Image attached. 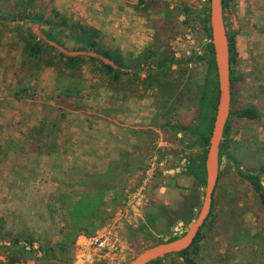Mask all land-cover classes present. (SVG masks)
I'll return each mask as SVG.
<instances>
[{"label":"rangeland","instance_id":"rangeland-1","mask_svg":"<svg viewBox=\"0 0 264 264\" xmlns=\"http://www.w3.org/2000/svg\"><path fill=\"white\" fill-rule=\"evenodd\" d=\"M23 1L46 14L54 8L78 26L89 25L88 12L95 14L94 7L90 9L84 2L78 4L79 13L55 0ZM103 4L97 1L96 7ZM118 4L126 20L130 19V32L137 37L135 43H123L126 57L140 54L150 44L158 46L162 54L178 58L202 51L205 40L196 13L202 12L203 0H145L143 4L120 0ZM185 6L190 8L186 13ZM224 16L227 30L238 31L233 68L240 79L232 87L231 109L252 107L257 116L229 117L227 140L236 163L221 159L212 213L201 228L199 250L193 256L199 264H264V203L237 171L259 174L264 185V13L258 7L252 9L251 0H233ZM31 27L46 40L45 27ZM100 32L104 45L120 49L115 36ZM23 39L14 25L0 27V243L6 240V233L29 238L40 256L41 246L67 241L74 264H126L146 247L179 236L187 224L179 221L167 229L164 221L147 223L146 214L154 212L155 204L175 208L183 196L191 194L189 154L200 149L188 147L193 138L174 132L171 126L194 120L195 83L202 77L203 64L185 65L184 75L177 66L167 70L173 83L183 77L173 91L170 80L154 69L143 72V79L123 77L112 89L106 76L92 70L90 63L76 75L58 64L23 66ZM64 41L68 50L49 43L75 54L70 50L75 43ZM187 84L192 88L187 89ZM210 111L207 104L204 125ZM74 113L85 117V125L113 124L120 148L113 165L101 163L88 172H79L73 165L76 174L57 178L55 159L75 151L68 142L69 125L79 119ZM31 132L40 139L32 140ZM24 141H31L32 147L27 148L33 151L15 148ZM58 186L67 194L60 192L55 197ZM141 187L144 192L139 191ZM203 191L204 186L199 188L200 198ZM89 209L86 219L82 215ZM142 224L147 225L144 230ZM83 235L99 236L105 240V249L97 250ZM0 264L9 262L0 256ZM158 264L185 262L171 254Z\"/></svg>","mask_w":264,"mask_h":264},{"label":"trees","instance_id":"trees-1","mask_svg":"<svg viewBox=\"0 0 264 264\" xmlns=\"http://www.w3.org/2000/svg\"><path fill=\"white\" fill-rule=\"evenodd\" d=\"M204 1V8L202 12L196 13L199 17L201 31L205 43L203 44L200 53L191 54L186 57H175L172 54H162L160 48L155 47L154 44L148 45L140 54L126 57L119 48L106 46L102 43L101 32L90 25L78 26L69 18L63 16L58 10L51 8L48 14L43 11H34L29 7V4L23 0H15L9 3V0L0 1V27L3 29L10 28L11 25L20 29L23 34V46L21 49L22 65L40 62L42 66L60 65L63 69L72 72V75L80 74L81 68L85 63L92 65V70L95 69L102 75L106 76L107 84L110 88L116 89L121 84L123 77H130L133 79H143L142 73L149 72L154 69L157 74L164 75L167 81L173 85L172 91L178 88L183 80V77L174 82L171 80V75L167 74V70H172V66H177L181 75L185 74V65L192 62L202 63L203 72L200 80L195 83L196 89V103H195V118L187 125L177 124L172 125L174 132H183L188 134L193 140L188 147L199 146V152L190 153L187 165V174L193 179V187H191V194L183 196L182 202L175 208H170L165 204H155L154 212L146 214V222L151 225L155 222L164 221L167 229L172 228L176 223L182 221L188 224L196 215V208L200 204L199 188L204 186V158L208 139L211 132V125L213 114L217 100V78L216 69L213 58V50L211 46V37L208 27V0ZM233 0H222L223 14L230 2ZM139 4L145 3V0H137ZM1 3H5L3 6ZM185 13L190 10L185 6ZM225 20V16H224ZM16 24V25H15ZM36 24L45 27L43 32L46 40L39 38L33 31L31 25ZM227 26V24L225 23ZM26 30V31H24ZM25 32V34L23 33ZM238 34L237 30L228 31L227 36L229 41V62H230V81H231V95L233 93L232 87L239 77L234 75V57L236 56L235 37ZM64 39H71L75 46L71 51H93L102 58L107 59L105 62L102 58L91 56L85 53L68 54L59 51L54 45L49 42H54L63 48L67 49ZM68 50V49H67ZM184 67V68H183ZM150 74L148 73V76ZM183 88V87H181ZM187 89L192 88L191 85L186 86ZM210 104L211 111L209 122L204 125L203 112L205 106ZM231 114H236L238 117L249 119L256 118L257 114L254 108L246 107L240 110H232ZM229 119L225 126L223 140L220 144L219 150V165L222 158L228 162H235L236 159L230 151L228 146L227 136L229 133ZM32 140H38L37 133L30 134ZM31 141H24L16 144L15 148L22 151H33ZM240 176L246 179L252 186L255 193L259 196L262 203H264V185L260 180L259 174H254L247 170L237 169ZM220 171L218 173V177ZM214 197V194H213ZM213 204V201H212ZM213 207V205H212ZM212 207L210 214L212 213ZM91 209L84 212L83 217L87 218V214ZM209 214V215H210ZM205 223V222H204ZM76 225V224H75ZM146 224H142L141 229L146 228ZM203 227V226H202ZM79 229L80 226H75ZM178 236H170V240ZM6 240L0 243V256L7 259L9 264L21 261H34L39 264H74V259L67 248V241H62L55 246H41L43 254L38 255L37 249L33 246L32 239L22 238L21 236L6 233ZM201 240V230L198 232L193 243L187 249H184L174 255L181 256L185 264H199L194 254L199 250V242ZM3 241V240H2ZM171 255V254H170ZM173 255V254H172ZM161 258L154 260L148 264H158Z\"/></svg>","mask_w":264,"mask_h":264},{"label":"water","instance_id":"water-1","mask_svg":"<svg viewBox=\"0 0 264 264\" xmlns=\"http://www.w3.org/2000/svg\"><path fill=\"white\" fill-rule=\"evenodd\" d=\"M207 6L208 27L217 78V100L204 158V191L200 198L197 214L177 238L170 240V237H165L163 241L150 245L140 251L126 264H148L166 255L187 249L193 243L211 211L213 194L219 173L220 144L223 140L225 126L231 112V81L229 41L222 0H208ZM76 53H87L88 55L102 58L93 51H77ZM102 59L105 62H109L105 58Z\"/></svg>","mask_w":264,"mask_h":264},{"label":"crops","instance_id":"crops-1","mask_svg":"<svg viewBox=\"0 0 264 264\" xmlns=\"http://www.w3.org/2000/svg\"><path fill=\"white\" fill-rule=\"evenodd\" d=\"M68 4L74 7V11L81 9V4L84 2V6H90V9L94 7L95 14L88 12L89 25L99 29L102 33L107 32L108 34L115 36L118 42V46L121 51L123 43H135L136 36L131 33V22L130 19L126 20L124 13L121 12L119 5L120 0H55V3ZM100 1L103 6H97L96 2ZM105 1V2H104ZM253 2V3H252ZM252 9L258 7L264 13V0H251ZM114 5L116 9H114ZM79 13L81 11H78ZM133 23V22H132ZM47 73V72H46ZM79 117L75 120L72 125L68 128V142L69 145L75 148V151H68L67 155L58 157L55 159V176L57 178L69 179L70 176L76 174V168L78 166L79 172H88L92 169H98V165L103 163L105 167L113 165L115 163L116 153L120 148V140L118 132L114 130L113 124L107 123L105 125H85L88 124L85 117L81 114L74 113ZM79 124L78 127L74 126ZM99 134V136H98ZM118 136V137H117ZM97 137V138H96ZM90 149L87 153L86 150ZM79 150V151H76ZM96 169V170H97ZM57 171V172H56ZM80 175V173H78ZM77 176V175H76ZM81 176V175H80ZM80 178V177H76ZM60 192L65 191L60 187H55V197H59ZM67 194V192H65Z\"/></svg>","mask_w":264,"mask_h":264},{"label":"built area","instance_id":"built-area-1","mask_svg":"<svg viewBox=\"0 0 264 264\" xmlns=\"http://www.w3.org/2000/svg\"><path fill=\"white\" fill-rule=\"evenodd\" d=\"M144 192L145 187H141V189L139 191ZM147 191V190H146ZM146 199L148 196H145ZM85 240H87L94 248H96L97 250H102L105 249L106 244H105V240H103L102 238H100L99 236H89V237H85L84 235L82 236Z\"/></svg>","mask_w":264,"mask_h":264}]
</instances>
